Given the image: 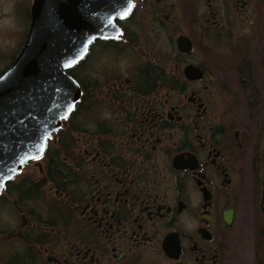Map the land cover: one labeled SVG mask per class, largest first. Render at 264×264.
<instances>
[{
	"label": "flooded vegetation",
	"instance_id": "flooded-vegetation-1",
	"mask_svg": "<svg viewBox=\"0 0 264 264\" xmlns=\"http://www.w3.org/2000/svg\"><path fill=\"white\" fill-rule=\"evenodd\" d=\"M132 6L0 193V264H264V0Z\"/></svg>",
	"mask_w": 264,
	"mask_h": 264
},
{
	"label": "water",
	"instance_id": "water-1",
	"mask_svg": "<svg viewBox=\"0 0 264 264\" xmlns=\"http://www.w3.org/2000/svg\"><path fill=\"white\" fill-rule=\"evenodd\" d=\"M132 4L33 0L27 41L0 74V193L25 164L43 156L47 140L71 114L79 90L67 71L91 42L114 38V20L125 18Z\"/></svg>",
	"mask_w": 264,
	"mask_h": 264
},
{
	"label": "rangeland",
	"instance_id": "rangeland-1",
	"mask_svg": "<svg viewBox=\"0 0 264 264\" xmlns=\"http://www.w3.org/2000/svg\"><path fill=\"white\" fill-rule=\"evenodd\" d=\"M26 9L27 6L19 0H0V73H3L12 64L21 48L19 39L23 31L21 26L17 25L19 22L16 21V18L23 21ZM7 209L8 207H5L4 211L0 212V227L5 229V233L11 223V215L5 212ZM8 247L7 241L3 240L0 243L3 253L7 251Z\"/></svg>",
	"mask_w": 264,
	"mask_h": 264
},
{
	"label": "snow or ice",
	"instance_id": "snow-or-ice-1",
	"mask_svg": "<svg viewBox=\"0 0 264 264\" xmlns=\"http://www.w3.org/2000/svg\"><path fill=\"white\" fill-rule=\"evenodd\" d=\"M132 7H133L132 5H129L128 11H125L122 15L126 17L129 14V11L131 10ZM69 111H72V106L71 105H69ZM64 118H66V117H64ZM40 151L41 152L44 151L43 146L40 148ZM36 158H39V157H36Z\"/></svg>",
	"mask_w": 264,
	"mask_h": 264
},
{
	"label": "trees",
	"instance_id": "trees-1",
	"mask_svg": "<svg viewBox=\"0 0 264 264\" xmlns=\"http://www.w3.org/2000/svg\"><path fill=\"white\" fill-rule=\"evenodd\" d=\"M55 167H56V165H54V167H53L54 168L55 175L60 174L61 173L60 170L59 169L56 170Z\"/></svg>",
	"mask_w": 264,
	"mask_h": 264
}]
</instances>
